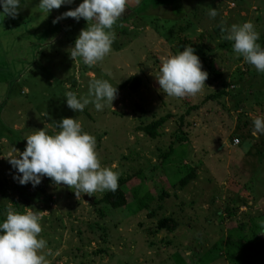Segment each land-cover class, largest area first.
Segmentation results:
<instances>
[{"label": "rangeland", "instance_id": "374dc122", "mask_svg": "<svg viewBox=\"0 0 264 264\" xmlns=\"http://www.w3.org/2000/svg\"><path fill=\"white\" fill-rule=\"evenodd\" d=\"M81 2L47 16L39 0H22L15 18L0 16L1 215L8 209L41 211L39 236L47 242L49 264H230L232 228L257 225L255 233L264 241V135H253L252 124L264 118V73L233 52L221 28L250 21L264 38V0L190 1V13L171 0L133 2V10L128 6L113 26L110 53L91 66L69 55L86 22L64 18L53 24ZM211 9L215 18L208 16ZM178 15L185 16L174 24ZM183 46L194 48L207 72L205 87L194 96L169 97L155 78L162 59ZM210 62L221 79L209 74ZM134 77L142 79L137 90L120 89ZM94 79L117 86L112 107L96 111L90 103L82 112L70 110L65 93L87 95ZM62 118L78 120L95 137L100 165L119 172L118 186L134 177L122 187L126 207L100 203L109 191L76 197L50 178L36 187L13 180L7 159L24 150L33 131L45 126L54 134ZM161 118L168 119L155 139L139 130ZM234 137L244 146H234ZM192 171L195 179L181 187ZM146 196L148 207L141 209ZM170 218L179 223L178 231L158 230V222ZM248 227L244 234L252 239ZM231 235L235 241L243 236L238 230ZM239 264H264V252Z\"/></svg>", "mask_w": 264, "mask_h": 264}, {"label": "clouds", "instance_id": "9594fccd", "mask_svg": "<svg viewBox=\"0 0 264 264\" xmlns=\"http://www.w3.org/2000/svg\"><path fill=\"white\" fill-rule=\"evenodd\" d=\"M71 3L73 0H39L38 8L48 16L51 10ZM128 6L129 0H82L74 10L54 19L53 24L64 18L77 22L82 18L87 24L74 40L70 58H80L89 66L103 61L115 39L113 26ZM21 7L22 0H0V16L15 18ZM216 15L215 9L208 12L210 18ZM221 32L226 33L224 39L232 42L235 54L252 65L257 73H264V47L257 42L260 36L252 22L232 24L221 28ZM207 76L194 48L185 46L178 54L162 59L155 79L165 95L183 98L198 94L205 87ZM116 96L117 86L105 79H94L88 84L87 95L78 96L68 91L64 100L70 110L78 113L90 103L96 111L112 107ZM252 124L253 135H264V118L257 117ZM54 125L58 129L54 134H47L44 126L25 138L22 152L13 149L19 153L7 159L14 170L13 180L22 186L36 187L42 178H50L55 185L68 186L76 197L116 191L120 174L110 167H101L95 137L82 131L80 122L73 118H62ZM40 212L19 213L8 209L5 219L0 221V264H49L45 255L47 242L39 236L42 231Z\"/></svg>", "mask_w": 264, "mask_h": 264}, {"label": "trees", "instance_id": "16d2710c", "mask_svg": "<svg viewBox=\"0 0 264 264\" xmlns=\"http://www.w3.org/2000/svg\"><path fill=\"white\" fill-rule=\"evenodd\" d=\"M166 0H156L157 4L159 5H163L164 2ZM193 1V5H199L201 0H171V3L175 4V3H181L184 8H185V12L190 13L191 9L193 8L192 5H188L187 8V4L188 2ZM130 5L132 6V10H133V6L134 4H132L133 2H135V0H129ZM162 2V3H161ZM141 3V0H139V5ZM166 5V2L165 4ZM163 7V6H161ZM185 16V15H184ZM182 16V17H184ZM182 17H179V15L177 16V18L175 19L174 24H176V21L182 19ZM191 24H188V27H190ZM172 28H174V26H171ZM187 28V26H186ZM183 29H181L182 31ZM258 42L261 44V46L264 47V38L261 37V39L258 40ZM193 46V45H192ZM185 47V46H183ZM208 70H209V74L211 76H213V78L216 79H221L222 78V72L221 70L216 66V64L214 62H210L208 65ZM264 80V77L263 79ZM142 84V79H140L139 77H134L133 79H131V81H126L125 83H123L120 87V89H123L125 87H129L132 90H137ZM221 94V93H220ZM220 94H217L216 96H211L207 98V101L210 100H214L216 98H218ZM223 95L225 93H222ZM168 118H161L157 121H154L152 123H150L149 125L146 126H141L139 128L140 131H142L146 136H149L151 139H155L158 136V131L159 129L164 125V123L167 121ZM238 137H234L233 140H235ZM242 138V137H241ZM241 146H244V142L242 143ZM168 156H170V153H167L165 155H163L161 158L162 159H166ZM196 176V171H192L191 173H189L187 175L186 178L182 179V181L180 182L181 187L185 188L186 186H188V184L190 182H192L195 179ZM134 177L128 179V180H124L121 181V183L119 184V186L117 187L116 191L112 192L109 191L107 192L102 199L100 200V203H103L106 206L111 207L113 210H120L123 209L124 207H126L128 205V194L123 190V184H126L129 180H132ZM136 194L138 193V191H135ZM135 196V194L133 195V197ZM149 199L148 196H146L144 198V202L142 200L139 201L140 203V207L141 209H145L147 208V204H145V201ZM1 212V211H0ZM5 219V217H3L0 213V221H3ZM247 225H239L236 228H232L229 233H228V251L226 253V259L229 261L230 264H239L244 263V261L251 258H255V257H259L263 252H264V241H259L258 236L255 233V230L258 228L257 225H252L251 228L248 227L249 229V233L252 234V239H248V235H245V229L247 228ZM157 228L158 230H165L167 232L170 233H175L178 231V229L180 228L179 223L174 220V219H164L158 222L157 224ZM241 231V234L243 235L241 238H239V241H235L232 238L231 233H235L236 231ZM230 236V237H229ZM231 239V240H230ZM230 240V241H229ZM258 241V242H255ZM247 256V257H246ZM247 258V259H245Z\"/></svg>", "mask_w": 264, "mask_h": 264}, {"label": "built area", "instance_id": "2783aa9c", "mask_svg": "<svg viewBox=\"0 0 264 264\" xmlns=\"http://www.w3.org/2000/svg\"><path fill=\"white\" fill-rule=\"evenodd\" d=\"M241 142H242L241 139H236L233 141V145L234 146H240V145H242Z\"/></svg>", "mask_w": 264, "mask_h": 264}, {"label": "crops", "instance_id": "0c3cea01", "mask_svg": "<svg viewBox=\"0 0 264 264\" xmlns=\"http://www.w3.org/2000/svg\"><path fill=\"white\" fill-rule=\"evenodd\" d=\"M129 5H130V2H129Z\"/></svg>", "mask_w": 264, "mask_h": 264}]
</instances>
